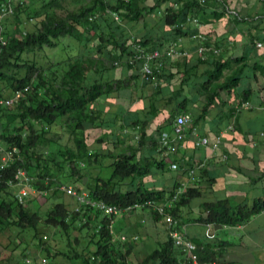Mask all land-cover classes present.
<instances>
[{
	"label": "crops",
	"instance_id": "1",
	"mask_svg": "<svg viewBox=\"0 0 264 264\" xmlns=\"http://www.w3.org/2000/svg\"><path fill=\"white\" fill-rule=\"evenodd\" d=\"M52 1L54 5H49ZM118 1L104 0L110 6ZM178 1L137 0L140 8H146L138 20L119 15L120 21H116L107 9L104 15L96 13L93 19L97 23L91 29L78 26L79 37L67 36L56 47L30 51L28 57L46 64L52 75L49 89L46 86L39 92L49 101L69 93L67 76L72 67L76 92L84 95L94 86L95 92L100 91L85 109V115L93 120L85 122L83 129H75L78 122L67 118L46 128V148L59 153L55 160H49V174L89 196L90 189L108 181L115 164L125 157L146 171L125 178L121 194L154 193L160 197L157 202L165 204L185 188L172 208L180 232L198 246L211 244L219 253L216 264H264V209L244 222H224L239 220L241 213L264 201V0H209L206 12L201 19L197 17L202 25L189 24L190 33L176 40L166 13ZM94 2L16 0L20 14L7 24H22L21 29L34 32L43 18L64 19L93 7ZM198 33L211 49L205 58L198 52L203 45L194 37ZM134 40L146 43L149 50H165L177 44L187 55L168 59L166 78L162 83H152L127 64V55H120L121 46ZM54 48L61 53L48 52ZM40 53L44 57H37ZM217 64L225 67L221 77L214 79ZM232 78L238 83L224 88ZM212 97L214 101H210ZM75 102L80 103L78 98ZM180 115L192 118L186 138L181 143L173 142L171 149L164 147L161 135L166 132L173 137V124ZM139 123H145L142 143L133 127ZM202 138H208L209 144L199 145ZM80 148H88L93 157L77 160L74 168L69 165V152L77 154ZM18 191L14 188L11 193L16 196ZM63 193L46 191L41 196L33 189L27 202L34 210L43 208V199L50 200L49 208L60 203L68 211L75 210L77 198ZM31 196L36 199L32 203ZM211 205L219 213L214 214L215 222L208 223L207 207ZM114 231L117 241L118 237H127L126 245L134 258L147 241L156 239L159 245L168 239L165 222L157 220L152 209L118 216ZM81 244L95 249L87 238L78 247ZM30 256L27 264H84L77 256L74 260L69 255L48 259L41 252ZM26 261L17 254L16 264Z\"/></svg>",
	"mask_w": 264,
	"mask_h": 264
},
{
	"label": "trees",
	"instance_id": "2",
	"mask_svg": "<svg viewBox=\"0 0 264 264\" xmlns=\"http://www.w3.org/2000/svg\"><path fill=\"white\" fill-rule=\"evenodd\" d=\"M54 3L52 1L49 5H54ZM209 4V0L203 3L200 0H179L176 2V7L167 9V23L174 29L176 40L190 33V27L188 25L183 26L187 18H200V15L206 12ZM107 9L131 20H138L146 11V8L139 7L137 0H119L115 6L106 4L104 0H95L93 7L82 8L80 13H74L67 18L45 17L39 21L40 26L37 31L26 34L21 29L22 24L17 26L15 31L7 30L9 19L6 21V36L9 38V43L0 56V97L11 98L17 90H23L28 86L31 87V90L25 92L24 97L15 105L11 107L0 106V144L10 150L15 147L19 149V154L24 159V165L17 161L13 165V171L23 165L28 175L34 179L32 181L33 189L38 192L49 191L53 195L58 193V190H53L51 187L52 181L50 180L54 176L49 174L50 167L48 164L49 160H55L59 153L46 148L47 145L44 142L47 134L46 128H52L60 120L67 118L72 122H78L75 129H83L85 122L93 120L88 114L85 115V109L96 99L100 91L95 92L94 86L84 95L76 92L75 67H72L67 76V85L70 87L69 93L56 96L55 99L52 98L49 101L39 94L44 87L48 86L49 89L50 76L52 75L47 68L48 66L38 60L30 59L28 55L34 49L41 51L45 47H56L64 37H79L76 36L78 26L91 29L93 24L97 23V20L93 19L96 17V13L104 15ZM19 14L20 9L16 7L15 14L11 19L17 18ZM37 15L40 17V13ZM140 43L146 46V43L141 41ZM133 44L134 42H130L129 45H122L120 55H127L128 60L132 58L134 54ZM115 59V62L119 61L117 60L118 57ZM224 67L225 65L217 64L213 74L214 79L221 77ZM135 68L140 73L141 65L138 64ZM167 68L168 66L165 64L164 68L155 74V78L149 81L162 83V80L166 78L165 71ZM237 83V79L232 78L230 85L224 86V88L234 87ZM76 98L80 101L78 105L75 102ZM212 100L213 97L210 98V101ZM133 127L140 128L137 133L140 136L139 141L142 143L146 136L145 123H139ZM69 153L72 156L69 165L74 168L77 160L86 161V159L93 157L89 154L88 148H80L78 153L74 155L72 154L73 151ZM39 166H41L40 169ZM43 168L47 169L43 170ZM144 172L138 165L129 163V159L120 158L114 166L112 177L108 181L98 182L96 187L91 188L89 197L121 206L133 205L147 200H160V197L157 198L154 193L137 191L123 195L119 192L125 178L143 175ZM11 175V171L6 173V177H11ZM48 179H50L49 182H47ZM11 190L13 188L0 184V227L4 229L15 228L18 234L33 229L35 232L31 237L34 241L33 244H35L32 254L34 257L40 252L45 254L48 259L67 255L57 250L56 245H48L50 243L45 242V240H49V235L38 232V227L44 225L64 232L70 242L69 244H71L72 237H74L76 244L84 238H87L90 244H94L95 249H90L87 245L84 247L86 250L83 249L80 252L74 250L75 253L70 256L71 260L76 259L75 256H77V259L82 260L84 264H189L187 254L175 245L168 234V230V239L164 243H160L159 247L143 260L135 262L126 242L114 240V236L108 228L110 221L98 210L85 207L80 212L68 211L63 204L58 203L52 204L48 212L42 214L39 210H34L29 204L30 202H27L29 196L24 204H21L16 196L11 193ZM178 205L180 203L176 206L178 207ZM263 209L264 201L258 202L252 210L241 213L239 220L232 219L224 222L228 224L244 222ZM207 210L209 212L207 222H215L214 214H218L219 210L216 211L212 205L208 206ZM169 212L174 215L175 211L171 209ZM154 215L157 220L161 219V216L155 212ZM99 227H101L100 230ZM55 232L57 233V231ZM195 254L201 263L216 264L219 257V253L211 244H207L203 248L199 245Z\"/></svg>",
	"mask_w": 264,
	"mask_h": 264
},
{
	"label": "built area",
	"instance_id": "3",
	"mask_svg": "<svg viewBox=\"0 0 264 264\" xmlns=\"http://www.w3.org/2000/svg\"><path fill=\"white\" fill-rule=\"evenodd\" d=\"M202 3L206 0H200ZM16 8V0H0V56L4 48L9 43V38L6 36L5 24L8 19L14 16ZM111 15L116 21H120V16L118 13L110 11ZM193 24L197 27H200L201 21L197 17H188L186 22L183 23V26ZM26 34V32H24ZM194 37L199 38L203 41V45L198 48V52L205 58L206 52L211 49L204 44L206 38L198 33ZM260 45V44H259ZM134 54L132 58L127 60V64L131 67L136 65H141V74L146 80L154 79L155 74L162 70L168 59L172 57H182L186 56L187 53L180 51L177 47V44L170 46L165 50H149L146 46L140 43L139 40H134L133 44ZM120 62H115V65H118ZM31 87L28 86L23 90H17L11 98L4 99L0 97V106L11 107L18 103L21 98L24 97L25 92H29ZM192 118L189 115H180L178 116L173 124V137L170 134L164 132L161 135V143L164 147L172 148V143L177 142L181 143L186 138V128L191 124ZM139 127H136L135 130L138 132ZM264 137V133L262 134ZM140 136L137 134L136 139L139 140ZM207 145L209 144L208 138H202L198 143ZM20 151L18 148L7 149L0 144V184H4L10 188H19L16 198L21 204H24L26 198L29 196L30 191L33 190L32 177L28 175L27 170L25 169L24 159L19 154ZM20 162L23 165H20L13 171V165L16 162ZM173 169H177V165L173 164ZM8 171L12 172L11 177H6ZM50 179L47 180L49 182ZM51 179L50 181H52ZM53 182V181H52ZM59 190L67 193L68 195L74 196L78 200V207L75 209L76 212H80L83 208H92L98 210L104 217L109 221V229L114 236V240L117 238L115 236L114 224L115 219L124 214H129L137 210L152 209L156 214L161 216V219L165 222L168 230L169 236L174 241L175 245L182 249L187 255L189 264H209L201 263L198 260L195 252L198 250L199 246L190 241L183 232L178 230V220L173 214L169 212L174 207V204L177 203L185 193V188L180 189V191L175 194L169 202L165 204H159L156 200H147L141 203H135L133 205L121 206L117 204H110L103 200L91 199L86 194H80L73 187L68 186H59ZM101 227H99V230ZM119 240L126 242L127 237L122 236L118 237ZM203 248V246H202Z\"/></svg>",
	"mask_w": 264,
	"mask_h": 264
},
{
	"label": "rangeland",
	"instance_id": "4",
	"mask_svg": "<svg viewBox=\"0 0 264 264\" xmlns=\"http://www.w3.org/2000/svg\"><path fill=\"white\" fill-rule=\"evenodd\" d=\"M13 23L7 24V30L15 31L17 27H12ZM29 29H22L23 32H28ZM51 54L61 53L60 49H50L48 51ZM37 57H44V53L37 54ZM52 185L55 190H58V195H63V191L59 190V186H66V184H61L56 178L52 180ZM70 187V186H69ZM61 192V193H60ZM36 193L40 194L42 192H38L36 190ZM33 195V194H32ZM57 195V198L59 197ZM42 196V195H41ZM30 197V194H29ZM33 198V199H32ZM31 203L33 200H36L34 197L31 196ZM44 203L41 204L43 207L42 209H39V211L42 214H46L49 210V202L50 200L43 199ZM35 202V201H34ZM161 227L163 228V223H161ZM1 228L0 227V264H16V258L17 254L23 259V261H26L27 259H30V255L33 254V248L35 247V244H33L32 240V234H34L33 229H29L25 231V233L18 234V231L15 228ZM57 231V233L55 232ZM39 233H45L49 235V240H45L46 243H50L48 245H56L57 250L66 253L67 255L71 256L73 255L74 250L81 251L85 246L81 244V246L78 247L76 242L74 241V237H72L71 244H69L68 238L65 236L64 232L58 231L56 228L47 227L44 225H40L38 227ZM164 239V236H162V241ZM156 239H151L150 241H147L145 245V249L143 251L139 252L138 255L135 256V262H139L140 260H143L142 257L146 256L147 254H150L152 251L157 249L159 245L156 243ZM52 243V244H51ZM18 263V262H17ZM27 264V261H26ZM56 264V263H55Z\"/></svg>",
	"mask_w": 264,
	"mask_h": 264
}]
</instances>
